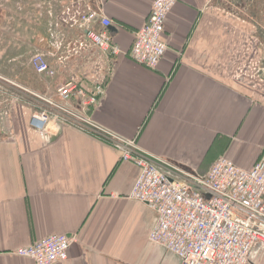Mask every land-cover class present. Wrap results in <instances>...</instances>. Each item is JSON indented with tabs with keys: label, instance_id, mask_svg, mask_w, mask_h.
<instances>
[{
	"label": "crops",
	"instance_id": "crops-1",
	"mask_svg": "<svg viewBox=\"0 0 264 264\" xmlns=\"http://www.w3.org/2000/svg\"><path fill=\"white\" fill-rule=\"evenodd\" d=\"M5 1L6 43L15 39L9 25L21 24L20 42L5 60L29 56L33 71L30 58L42 53L56 72L33 71L40 80L32 89L5 79L27 97L58 100L57 88L70 78L86 92L101 82L105 92L96 104L82 108L71 97L67 105L182 170L204 174L220 156L250 168L260 158L264 81L245 77V55L262 38L264 1L177 0L162 34L167 48L153 69L129 55L153 0H63L67 15L55 0ZM87 11L111 21L106 29L121 49L106 66L97 47L78 48L85 27L103 29L97 21L78 24ZM42 107L20 114L19 123L9 115L7 129L0 128V264H34L13 251L51 234L77 238L67 259L53 264H179L148 239L155 211L129 198L138 167L74 126L33 128L31 114ZM248 264H264V246L253 247Z\"/></svg>",
	"mask_w": 264,
	"mask_h": 264
},
{
	"label": "built area",
	"instance_id": "built-area-1",
	"mask_svg": "<svg viewBox=\"0 0 264 264\" xmlns=\"http://www.w3.org/2000/svg\"><path fill=\"white\" fill-rule=\"evenodd\" d=\"M176 1L153 0L134 33L129 55L135 62L151 69L158 65L167 48L162 39L165 21ZM76 21L82 27L94 21L103 27L100 31L85 27L78 48L97 47L105 66L107 59L121 53L106 29L111 24L107 17L87 11ZM30 66L37 74L52 77L56 73L42 53L31 56ZM104 92L101 82L86 92L70 78L57 88L58 100L34 93L43 107L31 114L30 125L41 131L50 122L74 126L109 144L120 160L134 163L139 173L129 198L155 211L148 239L175 254L179 264H248L253 247L264 246V149L250 168L220 156L204 174L182 170L143 150L135 140L97 124L85 111L67 105L71 97H77L85 108L96 104ZM76 240L75 235L51 234L13 253L34 264H53L67 259V250Z\"/></svg>",
	"mask_w": 264,
	"mask_h": 264
},
{
	"label": "rangeland",
	"instance_id": "rangeland-1",
	"mask_svg": "<svg viewBox=\"0 0 264 264\" xmlns=\"http://www.w3.org/2000/svg\"><path fill=\"white\" fill-rule=\"evenodd\" d=\"M56 1V7L60 15L67 11V7L64 5L63 0H55ZM263 2L264 0H260V2ZM261 2V3H262ZM6 1L5 0H0V128L4 127L7 129V124L5 122V117L8 119L9 115L10 118L9 120L12 123H19L21 119V115L26 112L27 115L24 114V116H29V113H31V109H35L38 107L43 106V103L41 100L36 98L33 94L32 96L36 98L33 100L30 97H27L28 95L27 92L22 91L12 83H6L5 79H10L15 84H27L29 85L27 88L32 89L33 87H30L31 85H36V82L38 83L39 76L34 75L35 73L32 70H29L27 61L28 57L26 56L25 59H23L21 62H16L14 61H8L5 60V57L3 56L4 53L8 50L9 52H13L14 48L16 47L17 42H20V40H16V34L17 32L15 31L16 27H20L21 24L19 22H14L12 26L9 25L10 30L9 33L13 36H15V39H11V43H6L5 40V27L7 24L5 23V14H3V9L2 7H5ZM59 5V6H58ZM57 12V13H58ZM249 14H252L249 12ZM264 16V14H262ZM261 25V24H260ZM258 26V28H261V26ZM27 26V25H26ZM257 26V25H255ZM14 30H11L13 29ZM254 28V27H253ZM262 35V38L258 43H256V46L251 45L247 48L248 50V55H245V70L248 71V73H245V77L248 79L249 82L254 81H264V22H263V29L262 32H260ZM12 38V37H11ZM8 44V45H7ZM29 44V43H28ZM13 50V51H12ZM258 78V80H256ZM19 79L21 81H19ZM7 84V86L4 84ZM259 82V83H260ZM23 92V93H22ZM22 94H26L22 98H19L22 96ZM18 101H17V100ZM34 107V108H33ZM7 113V115H6ZM9 113V114H8ZM15 118V121L13 119ZM17 120V122H16ZM10 125V124H9Z\"/></svg>",
	"mask_w": 264,
	"mask_h": 264
},
{
	"label": "flooded vegetation",
	"instance_id": "flooded-vegetation-1",
	"mask_svg": "<svg viewBox=\"0 0 264 264\" xmlns=\"http://www.w3.org/2000/svg\"><path fill=\"white\" fill-rule=\"evenodd\" d=\"M230 14H232V13H230Z\"/></svg>",
	"mask_w": 264,
	"mask_h": 264
}]
</instances>
